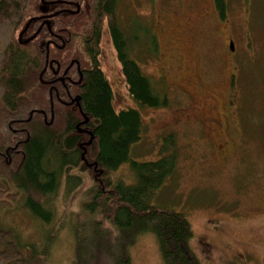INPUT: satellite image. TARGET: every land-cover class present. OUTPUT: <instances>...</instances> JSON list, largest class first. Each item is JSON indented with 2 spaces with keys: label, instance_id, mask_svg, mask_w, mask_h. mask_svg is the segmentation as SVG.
Here are the masks:
<instances>
[{
  "label": "trees",
  "instance_id": "1",
  "mask_svg": "<svg viewBox=\"0 0 264 264\" xmlns=\"http://www.w3.org/2000/svg\"><path fill=\"white\" fill-rule=\"evenodd\" d=\"M43 2L0 0V264H53L50 246L58 235L53 227L58 225L61 232L63 227L53 223L48 200L62 187L70 202L82 198L80 213L74 214L78 217L67 218L76 221L73 264H133L130 248L146 234L157 237L164 264H202L192 249L195 235L188 216L153 203L177 170L174 132L163 137L171 151L164 147L158 159L134 160L141 158L134 150L144 138L142 114L172 116L181 108L169 85L146 76L132 53L140 52L142 42L149 54L143 60L153 58L154 52L166 58L157 49L156 35L144 26L140 31L139 21L125 27L118 0H83L75 19L56 5L49 10L55 17L48 26L41 25ZM218 3L223 23H228L229 2ZM106 29L136 108L116 107L112 85L102 71ZM193 57L192 68L201 65L200 58L208 62L203 53ZM172 59L166 64L169 84L178 81L185 65ZM175 64L182 66L180 72H172ZM238 98L229 104L230 112ZM127 164L135 176L132 185L112 175ZM16 210L49 227L41 236L48 234L47 244L26 241L2 223Z\"/></svg>",
  "mask_w": 264,
  "mask_h": 264
},
{
  "label": "rangeland",
  "instance_id": "2",
  "mask_svg": "<svg viewBox=\"0 0 264 264\" xmlns=\"http://www.w3.org/2000/svg\"><path fill=\"white\" fill-rule=\"evenodd\" d=\"M143 1L119 0L118 14L125 27L133 23ZM181 1L189 11L190 23L196 27L193 33H189L191 38L187 50L192 56L203 53L204 58L210 61L212 80L219 79L224 73L222 77L228 80L230 72L222 58L229 60L228 54L236 52V57H230L237 65L234 83L239 98L232 104V117L238 137L233 153L225 162L216 154L209 153L211 142L203 130L194 133L195 129L191 127L192 131L185 127L176 129L173 134L178 147L177 170L157 193L153 203L188 216L185 215L195 235L192 249L202 264H264V0H228L230 28L227 34H222L216 21L207 17L212 11L210 0ZM147 2L145 10H150ZM162 28L164 32L157 30L160 34L157 49L166 55L165 60L169 63L168 59L173 60L167 51L172 40L168 30L172 25L164 21ZM227 36L235 40L234 50L230 46L228 51ZM143 45L141 42L140 52L137 54L135 49L133 55L136 54L146 76L154 81L162 80L157 54L154 52L153 58L143 60L149 56ZM171 49L176 51L174 47ZM101 51V68L112 85L116 107L136 108L137 104L128 95L122 66L107 29L103 33ZM173 67L172 72L181 66L175 64ZM175 102L171 106L174 109L178 107ZM169 115L168 112L150 111L142 114L146 126L143 141L134 150L141 158L135 161L144 163L161 157V150L167 147L163 137L157 135L159 129L155 121L165 118L171 121L172 116ZM171 148L167 149L171 151ZM124 166L112 175L115 179H124L122 181L127 182L126 185H132L134 173L128 164ZM210 166H230V170L224 167V174L211 178L205 174ZM82 196L86 198V191ZM69 199L62 187L48 200L54 211L53 223L61 222L63 227L62 232L58 225L53 227L58 230L57 239L50 246L53 264H73L72 233L76 221L71 220L78 217L74 214L80 213L82 198L78 196L72 202ZM6 211V208L2 210L1 216H5ZM7 215L2 223L14 229L24 240L39 245L48 243V234H44V238L41 236L49 227L40 225L29 213L16 210ZM68 216L72 219H67ZM130 258L133 264H164L154 234L142 236L130 248Z\"/></svg>",
  "mask_w": 264,
  "mask_h": 264
},
{
  "label": "flooded vegetation",
  "instance_id": "3",
  "mask_svg": "<svg viewBox=\"0 0 264 264\" xmlns=\"http://www.w3.org/2000/svg\"><path fill=\"white\" fill-rule=\"evenodd\" d=\"M43 15L41 16V25L48 26L51 19H54L55 15H49V10L53 9L56 5L61 6V12L66 11L71 14L72 18L75 19L78 12L81 10L80 3L83 0H43ZM119 1V0H118ZM145 1L140 2L141 11L137 16L133 17V21H139L142 26L148 28L156 35L158 43L160 32H164L163 23L164 21L170 22L172 28L168 30L171 42L167 45V51L170 53L171 58L177 57L183 61L180 68H175L177 72L182 73L178 76V81L175 84L168 83V69L164 56L162 61V55L157 56L162 80L167 83L168 88L179 98L181 101V108L178 111L172 113V120L167 123L163 120L157 121L159 131L158 136L165 137L172 132H176V129L185 127L191 130L189 127L195 129L197 132L203 130L204 136L208 137V141L211 142L209 147V153H214L220 157L222 161L229 158L230 154L235 149L236 136H238V130L232 121V112L229 104L236 98V92L234 89L235 72L237 66L235 62L222 58L223 63L228 65L229 76L228 80L226 77L220 76L219 79H213L210 75L212 73L210 61L206 58L204 62L200 58L201 65L199 67H193L196 61L192 55L189 54L186 46L189 43V33H193L196 27L190 23L189 11H187L181 0H147L150 10H145ZM63 2V3H60ZM212 11L207 17L220 26L222 34H227V30L230 28L229 23H223L221 18V11L218 0H210ZM149 18H147V16ZM57 16V15H56ZM228 24V25H227ZM157 30H160L159 33ZM141 36V35H140ZM228 37V36H227ZM56 40L61 39L60 36L54 35ZM228 51L229 47L233 45L235 47V40L228 37ZM171 47H174L176 51H172ZM159 50V49H158ZM234 50V49H233ZM236 54V52H233ZM102 55V53H101ZM101 57V56H100ZM172 61H169V63ZM173 63H175L173 61ZM208 64V66H206ZM53 65V64H52ZM60 69V66H58ZM185 70V71H184ZM226 83L225 85L223 84ZM228 85V87H227ZM224 162V163H225ZM226 170H230V166H225ZM224 166H210L206 175H219L224 174Z\"/></svg>",
  "mask_w": 264,
  "mask_h": 264
},
{
  "label": "water",
  "instance_id": "4",
  "mask_svg": "<svg viewBox=\"0 0 264 264\" xmlns=\"http://www.w3.org/2000/svg\"><path fill=\"white\" fill-rule=\"evenodd\" d=\"M29 42V41H28ZM231 48H232V50L234 49V46L233 45H231Z\"/></svg>",
  "mask_w": 264,
  "mask_h": 264
}]
</instances>
